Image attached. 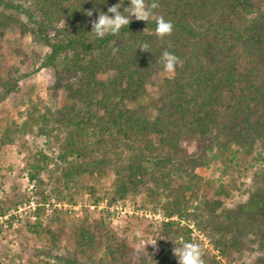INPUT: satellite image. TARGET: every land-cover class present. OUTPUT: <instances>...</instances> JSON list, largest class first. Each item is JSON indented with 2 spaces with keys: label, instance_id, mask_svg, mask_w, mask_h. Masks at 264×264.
Masks as SVG:
<instances>
[{
  "label": "trees",
  "instance_id": "16d2710c",
  "mask_svg": "<svg viewBox=\"0 0 264 264\" xmlns=\"http://www.w3.org/2000/svg\"><path fill=\"white\" fill-rule=\"evenodd\" d=\"M157 2L160 7L148 22L133 16L118 35L101 39L91 31L92 21L117 3L123 12L129 0H0V40L17 26L21 35L46 46V52L34 54L40 63L33 71L50 67L52 99L58 87L65 99L59 106L29 99L24 119L11 121L0 133V146L28 133L44 137L43 148L26 149L28 180L41 182V173L51 166L68 202L83 191L95 196L96 187L83 183L84 174H112L114 200L146 190L147 202L166 218L154 231L163 264H178L173 248L192 242L188 225L180 223L195 210L190 208L202 181L195 169L220 160L226 174L240 149L255 151L253 160L261 167L252 198L223 208L206 229L220 256L247 248L259 251L256 262L264 264V8L254 0ZM160 15L174 25L163 39L155 32ZM145 42L148 51H141ZM113 46L119 47L116 54ZM165 50L181 63L152 94L148 88L164 71ZM24 76H0V101L18 90ZM190 143L192 152L186 147ZM231 185L221 181L214 194L228 196ZM37 194L35 220L23 226L52 245L58 233L40 217L47 195L42 188ZM214 203L222 205L219 199ZM0 215H5L1 206ZM72 228L74 254L85 264H132L127 229L116 232L103 214L83 207ZM56 258L60 264H79ZM203 259L221 264L206 252Z\"/></svg>",
  "mask_w": 264,
  "mask_h": 264
},
{
  "label": "rangeland",
  "instance_id": "374dc122",
  "mask_svg": "<svg viewBox=\"0 0 264 264\" xmlns=\"http://www.w3.org/2000/svg\"><path fill=\"white\" fill-rule=\"evenodd\" d=\"M254 3L264 8V0H254ZM46 51L47 47L32 41L29 34L21 35L17 26L9 27L1 38L0 76L5 77L9 72L11 75L21 73L25 76L20 80L18 90L0 101V133L11 121L20 123L24 119L29 99L58 106L64 102V93L59 87L54 91L52 99V69L46 66L33 71L40 63L34 59V54ZM172 73L157 72L153 77V84L148 88L150 93L155 94L158 83ZM44 146L45 138L36 133L20 135L14 142L0 146V206L5 210V215H0V264H60L56 258L58 256L85 264L83 257L74 254L72 228L83 207H88L96 215L106 216L116 232L127 229L129 241L134 248L132 264H139L141 261L163 264L160 247L152 243L155 242V227L166 218L158 206L147 202L146 190L125 199L114 200L110 192L112 174L101 177L84 174L82 181L96 187L95 196L83 191L72 202H68L65 199L63 181L58 171L51 166L41 173V182L28 180L25 169L26 149L29 147L35 150ZM186 147L190 152L195 150L194 143L186 144ZM254 154L255 151L248 153L240 149L232 157L226 174L221 172L224 165L220 160L195 169L202 177L198 199L190 208L195 210L181 220L180 224L188 225L192 243L199 244L202 252L216 255L221 264H257V257L260 255L257 250L246 248L242 253L232 251L227 256H220L206 229L219 220L216 215L223 208L233 209L252 198V193L258 186L257 173L261 167L259 161L253 160ZM227 155L231 156L228 152ZM221 181H231L228 196L218 197L214 194V189ZM39 188L47 195L46 203L40 206V217L58 233V239L52 245L48 240L27 232L23 226L25 221L35 220L36 206L41 198L37 194ZM217 199L222 202L221 206L216 207L214 201ZM213 207H216L215 212L212 211ZM172 218L178 219L177 216ZM251 247L255 249L257 245L252 244Z\"/></svg>",
  "mask_w": 264,
  "mask_h": 264
},
{
  "label": "clouds",
  "instance_id": "9594fccd",
  "mask_svg": "<svg viewBox=\"0 0 264 264\" xmlns=\"http://www.w3.org/2000/svg\"><path fill=\"white\" fill-rule=\"evenodd\" d=\"M121 4L117 3L107 9V13H100L98 18L92 21V30L96 37L104 38L106 35H118L121 28L128 26L131 17L136 20L148 22L153 16L154 10L160 7L157 0L148 3L147 0H129V6L120 11ZM111 13V15H108ZM124 13H127L125 15ZM92 11H88L87 15L92 16ZM174 25L170 20H166L164 16L156 17V35L163 39L171 35ZM115 44V42H114ZM141 51H148V43H142L138 47ZM113 54L119 51V47L113 46ZM161 63L163 70L166 72H174L177 65L180 64L179 57L165 50L161 55ZM156 241L152 243L155 245ZM173 255L177 258L178 264H205L201 246L197 243L184 242L181 247L173 248Z\"/></svg>",
  "mask_w": 264,
  "mask_h": 264
}]
</instances>
